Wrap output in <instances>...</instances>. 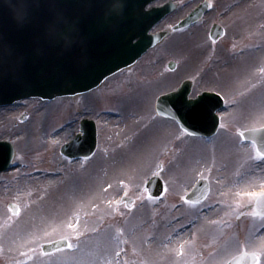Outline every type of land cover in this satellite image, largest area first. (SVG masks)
Segmentation results:
<instances>
[{
	"label": "snow or ice",
	"instance_id": "6c2138e0",
	"mask_svg": "<svg viewBox=\"0 0 264 264\" xmlns=\"http://www.w3.org/2000/svg\"><path fill=\"white\" fill-rule=\"evenodd\" d=\"M134 3L140 19L127 29L124 45L106 54L107 70L102 75L83 89L77 87L81 77L68 70L60 79L46 82L77 94L93 92L101 82L107 87L109 76L119 80L118 73L123 74L125 67L137 58L135 49L150 31L144 25L151 18L149 5L153 0ZM232 8L264 9V0L259 5L237 2ZM203 9L215 11L214 0H205L175 26L174 33L193 23ZM259 30L264 34V24ZM154 38L148 40L149 45ZM215 44L213 37L211 44L200 50L196 70L189 72L178 88L158 99L153 97L155 105H150L148 97L152 82L146 81L134 93L120 86L96 95V105H110L102 110L87 103L78 106L72 118L53 128L50 149L45 144V150L56 158L51 172L25 163L39 152L30 147L23 133L0 136V176L12 181L0 180V188L4 189L0 191V203L10 209L3 213L9 223L0 233V264H44L41 257H48L53 251L78 248L81 239L91 235L81 231V208L86 206L105 225L122 224L126 216L139 211L134 196L148 210L145 225L156 228V233L148 238L150 244L164 243L158 233L180 224L176 237L188 232L187 239H180L177 245L183 257L186 243L194 234L199 236L194 226L202 219L224 229L235 227L237 231L241 222L247 221L251 227L245 225L249 237L243 241L242 249L240 238L234 239L240 255L219 260V251L209 250L204 253L209 258L206 264H241L244 258H249L251 264H264V66L248 59L232 63L247 51H236L237 46L233 45L230 60L217 68L220 62ZM111 64L115 67L107 66ZM9 87L13 86L0 75V91ZM109 114L117 121L111 130L104 126L111 122L103 119ZM24 122L23 116L16 121ZM207 144L212 145L211 151L206 150ZM153 154L156 162L145 170V161ZM42 178L52 183L41 187ZM21 194L28 196V210L33 214L26 225L18 209L9 203L10 198ZM170 196V209L180 213L173 218L168 217L169 206L165 203ZM240 197L245 199L233 205L231 201ZM188 216L192 219L185 225L182 221ZM49 225H55L53 232L58 231L62 239L53 238ZM102 230L103 227L93 228L97 234ZM117 231L122 235L124 229ZM107 238L111 239L110 234ZM44 239L50 243H41ZM119 239L118 235L111 259L105 257L104 264H130L125 259L128 250L121 249ZM172 239L168 237L169 245Z\"/></svg>",
	"mask_w": 264,
	"mask_h": 264
},
{
	"label": "rangeland",
	"instance_id": "374dc122",
	"mask_svg": "<svg viewBox=\"0 0 264 264\" xmlns=\"http://www.w3.org/2000/svg\"><path fill=\"white\" fill-rule=\"evenodd\" d=\"M164 1L166 0H158L154 5H160ZM173 1L178 2L176 10L156 25L151 32L174 24L184 17L200 0ZM225 1L214 0L216 4L215 11L208 13L200 23L170 35L160 45L146 52L133 67L124 70L123 74L118 73L119 80L114 77L109 78L110 83L107 87L102 83L96 90L84 95L55 99L51 102L27 100L20 102L19 105L0 109V136L7 137L15 132L23 133L27 137L30 147L39 152V155L32 156L25 163L35 165L46 172H51L56 163V158L50 150H45V144L47 143L50 149V134L53 128L72 118L76 108L82 106L83 103L97 106L98 110L110 107L106 102L96 105L95 99L96 95L102 96L103 93L115 87L123 86L128 93H134L135 90L142 88L146 81H151L148 97L150 105H154L155 99L153 97L156 98L159 94L172 90L188 76L189 72L196 70L198 66L196 59L200 50L208 46L206 44L207 31L212 19L220 21L226 29L227 35L223 38L224 41L221 45H225L226 40L231 39L229 44L236 45L235 50H247L244 57H238L237 61H232V63L248 59L253 63L264 66V34L259 30V26L264 24V16H262L264 9L253 8L250 11H241L239 8H233L229 11V8L234 4V0H231L229 4ZM250 2L259 5L261 0H243L242 4L247 5ZM221 45L218 46L219 52L216 58L220 59L219 64L224 65L223 61L231 58L228 49L232 50L233 47L226 48ZM170 60L176 62V66L173 71H166L165 65ZM185 60H187V63H185ZM129 73L130 75H128ZM22 116L25 118V122L23 124L16 123ZM103 119L105 122H111L110 124L105 123L104 126L106 128L111 130L115 127L117 121L113 115H105ZM211 149L212 145L207 144L206 150L211 151ZM154 162H156L155 154L148 157L145 161V170L149 169ZM0 180L12 183L11 179L7 177L0 176ZM51 183V180L41 179V187H47ZM0 191H4V189L0 188ZM175 194L173 192L172 195ZM240 199H245V197H240L231 202L235 205ZM172 202L171 196L165 201L169 206V218L180 215L179 212L173 213L170 209ZM9 203H14L18 206L19 216L23 217L22 222L25 225L33 218V214L28 210L31 202L26 194H21L19 198H10ZM136 207L139 211L134 216H126L124 223L114 225H105L104 220L100 216L94 215L86 206L81 208L78 212L79 219L82 222L81 231H87L91 235L82 238L78 248L65 249L48 257H41V259L44 264H104L105 257L109 260L111 259V250L115 247L117 236L119 235V244L121 249L127 248L128 257H125V259L130 264H145V261H150V264H206L209 258L204 255L205 252L209 250L214 253L219 251L217 259L228 260L238 252V246L234 239L236 237L240 238L241 244L239 247L241 248L243 247V241L249 237V232L245 231V225L250 228L251 224L247 221L241 222L240 230L237 231L235 227L224 229L218 225L211 224L206 219H202L198 222V225L194 226L199 232V236L194 234L192 239L186 243L185 256L181 257L177 245L180 239H187L188 232L185 231L183 237H176V229H179L181 225L175 224L173 228L161 230L158 233L159 239L164 241V243L152 245L148 242V238L156 233V228L154 225H145L148 210L145 207H141L139 203H137ZM161 207L163 208V206ZM5 211H9L7 206L0 203V233L5 230L6 224L9 223L4 218L3 213ZM191 219V216L185 217L182 223L187 225ZM202 221L204 223L200 227V222ZM233 223L235 224L236 222L234 221ZM54 227L55 225H49L48 232L54 239L61 238L62 236L58 231L53 232ZM95 227H103V230L99 234L94 233L93 228ZM118 228L124 229L122 235L118 233ZM109 234L111 239L107 238ZM168 237H173L170 245L168 244ZM45 241L49 240L44 239L41 243ZM146 252L149 255L146 256ZM13 254L15 255V253ZM189 261L192 262L189 263Z\"/></svg>",
	"mask_w": 264,
	"mask_h": 264
},
{
	"label": "water",
	"instance_id": "95a60500",
	"mask_svg": "<svg viewBox=\"0 0 264 264\" xmlns=\"http://www.w3.org/2000/svg\"><path fill=\"white\" fill-rule=\"evenodd\" d=\"M168 4H169L170 7L172 6L170 3H166L167 6H168ZM167 6H164V7L159 8V9H152L151 17H155V21L158 20L159 18H161L163 16V13H165L167 11ZM117 8H118L117 6L114 7L113 11L115 12L117 10ZM202 11H201V13H202ZM186 25H188V24H185V26ZM165 33L166 32H161V33H159V35L158 34H156V35H148L147 32H146L144 34V39L140 41L139 46L135 49L134 55L138 54L137 55V58H138L146 49H148L151 46L155 45L165 35ZM218 34H219V31H218ZM153 37H155V38L152 39V43H151V45H149L148 40L150 38H153ZM135 43H136V41H135ZM126 59H129V57H127ZM136 59L130 65H132L136 61ZM121 64L123 66L122 61H121ZM112 67H115V65H113ZM102 73H100L98 76L102 75ZM92 82L93 81H91L89 84H91ZM77 87L82 88V89L84 88V86L81 85V84H77ZM82 92H85V91H81L79 93H82ZM63 95H73V94L70 91H66L65 89L57 90V91H55L53 93L34 90V91L28 93L25 96H34V97H39V98H42V99H51L52 97L63 96ZM153 187H155V186H153ZM151 190L152 189H149V191H151ZM241 264H251V261H250L249 258H244V260L241 262Z\"/></svg>",
	"mask_w": 264,
	"mask_h": 264
},
{
	"label": "bare ground",
	"instance_id": "6f19581e",
	"mask_svg": "<svg viewBox=\"0 0 264 264\" xmlns=\"http://www.w3.org/2000/svg\"><path fill=\"white\" fill-rule=\"evenodd\" d=\"M202 223H204V222H203V221H202V222H200V227H201ZM200 227H199V228H200Z\"/></svg>",
	"mask_w": 264,
	"mask_h": 264
}]
</instances>
